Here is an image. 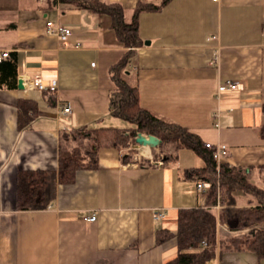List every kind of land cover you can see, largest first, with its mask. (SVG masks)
I'll use <instances>...</instances> for the list:
<instances>
[{
    "label": "crops",
    "instance_id": "obj_1",
    "mask_svg": "<svg viewBox=\"0 0 264 264\" xmlns=\"http://www.w3.org/2000/svg\"><path fill=\"white\" fill-rule=\"evenodd\" d=\"M100 1L121 5L126 19L138 2L158 6L139 15L141 43L129 62L140 106L204 144L226 145L221 163L243 169L264 191V0ZM48 22L70 26L71 35L62 41L47 32ZM125 50L108 15L61 2L0 0V51L9 52L0 76L13 85H0V264H164L176 256L177 243L159 242L158 233H175L181 210L208 207L206 190L198 195L197 179L185 174L203 166L193 151L91 145L94 168L57 184L46 208H17L18 172L57 171L62 133L131 127L112 126L120 119L109 114L110 68ZM19 77L55 81L57 88L19 89ZM226 82L238 88L220 90ZM19 99L37 104L36 117L23 128ZM166 154L171 158L164 161ZM234 195L238 207L250 206L249 194ZM211 208L219 212L218 199ZM160 210L164 217L155 219ZM89 214L96 219L85 221ZM247 232L218 223L217 241ZM206 264H264V258L220 251L217 244Z\"/></svg>",
    "mask_w": 264,
    "mask_h": 264
},
{
    "label": "trees",
    "instance_id": "obj_2",
    "mask_svg": "<svg viewBox=\"0 0 264 264\" xmlns=\"http://www.w3.org/2000/svg\"><path fill=\"white\" fill-rule=\"evenodd\" d=\"M50 5L66 3L80 9H85L110 17L111 27L117 41L126 48L122 57L110 68L112 87L109 93V114L117 117L131 127L126 130L115 128H82L70 134L62 133L59 145V161L57 171L18 172L16 185V205L20 210H42L55 197V188L59 183H70L76 170L94 168L96 166V151L100 147L130 148L135 145L129 133L139 132L153 135L160 140L159 148H172L175 152L188 149L198 155L203 166L185 172L187 177L196 178L209 184L206 189L208 207L181 210L178 213L175 233H158V241L175 238L177 254L164 264H206L215 255L216 245L220 251L254 253L258 259L264 258V191L251 185L241 168L219 165L217 172L216 161L213 158V148H206L200 138L186 128L167 121L140 106L139 91L136 76L129 69L132 49L138 47V18L142 12L155 11L158 6L138 2L130 19L117 3L105 4L100 0H46ZM167 0H163L164 5ZM3 63V62H2ZM0 63V65L2 64ZM12 76L15 75V61H6ZM0 85L11 87L0 76ZM49 94V93H47ZM49 103L55 105V96L49 95ZM264 112V107H263ZM37 115V104L28 99L18 101V125L20 128L29 125ZM129 132V133H128ZM264 138V125L260 129ZM90 141V143H89ZM133 153L132 149H130ZM126 158V157H125ZM171 158L166 154L164 161ZM218 199L221 209L216 213L211 206ZM242 192L250 195V206L238 207L235 193ZM223 224L230 231L248 232L237 237H224L217 241V224ZM207 243L203 248L201 241Z\"/></svg>",
    "mask_w": 264,
    "mask_h": 264
},
{
    "label": "built area",
    "instance_id": "obj_3",
    "mask_svg": "<svg viewBox=\"0 0 264 264\" xmlns=\"http://www.w3.org/2000/svg\"><path fill=\"white\" fill-rule=\"evenodd\" d=\"M45 1V0H42ZM71 30L72 28L67 25H63L58 22H48L47 23V32L50 34H55L56 36L59 37L62 41H66L67 38L71 35ZM9 56L8 51H0V63H2L5 59H7ZM18 81L21 82L22 87L24 89H38L40 91L44 92H55L57 85L55 81H51L50 83H45L41 78L36 77L34 79H30L27 77H19ZM238 88L236 82H226L223 85L220 86V90L223 89H230V90H236ZM65 113H70L71 110L67 107L64 109ZM206 148H213V158L216 161V168L217 172L219 171V165L222 161V159L226 156L227 154V146L220 144V145H212L210 143H205ZM162 162L159 161L158 165H161ZM209 184L207 182H204L202 180H196L195 181V189L198 195H201L203 192H205L206 189H208ZM220 193L219 190H217V199H219ZM164 212L163 211H157L154 212L153 216L155 219H160L164 217ZM85 221H94L95 215L94 214H89L83 217ZM201 245L203 248L207 247V243L202 240Z\"/></svg>",
    "mask_w": 264,
    "mask_h": 264
},
{
    "label": "water",
    "instance_id": "obj_4",
    "mask_svg": "<svg viewBox=\"0 0 264 264\" xmlns=\"http://www.w3.org/2000/svg\"><path fill=\"white\" fill-rule=\"evenodd\" d=\"M18 88L23 89L20 81H18ZM129 134L134 139L135 147L137 148L139 147L156 148L160 144V140L153 135H144L139 132H131Z\"/></svg>",
    "mask_w": 264,
    "mask_h": 264
},
{
    "label": "rangeland",
    "instance_id": "obj_5",
    "mask_svg": "<svg viewBox=\"0 0 264 264\" xmlns=\"http://www.w3.org/2000/svg\"><path fill=\"white\" fill-rule=\"evenodd\" d=\"M116 121H117L116 123H117L118 125H112V126H128L127 123L124 122V121L121 120V119H120V120H116Z\"/></svg>",
    "mask_w": 264,
    "mask_h": 264
},
{
    "label": "bare ground",
    "instance_id": "obj_6",
    "mask_svg": "<svg viewBox=\"0 0 264 264\" xmlns=\"http://www.w3.org/2000/svg\"><path fill=\"white\" fill-rule=\"evenodd\" d=\"M144 149V148H143Z\"/></svg>",
    "mask_w": 264,
    "mask_h": 264
}]
</instances>
